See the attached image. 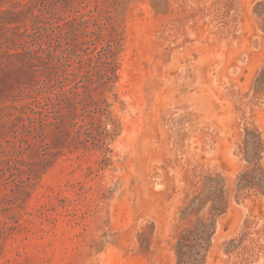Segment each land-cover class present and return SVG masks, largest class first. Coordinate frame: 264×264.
I'll return each instance as SVG.
<instances>
[{
  "label": "rangeland",
  "instance_id": "obj_1",
  "mask_svg": "<svg viewBox=\"0 0 264 264\" xmlns=\"http://www.w3.org/2000/svg\"><path fill=\"white\" fill-rule=\"evenodd\" d=\"M260 13L264 0H0L1 50L3 30L32 34L16 40L24 74L0 72V264H178L186 230L184 262L264 264ZM29 87L41 107L14 121Z\"/></svg>",
  "mask_w": 264,
  "mask_h": 264
},
{
  "label": "trees",
  "instance_id": "obj_2",
  "mask_svg": "<svg viewBox=\"0 0 264 264\" xmlns=\"http://www.w3.org/2000/svg\"><path fill=\"white\" fill-rule=\"evenodd\" d=\"M30 4H26L23 5L19 11L16 13L17 15H25L28 13ZM259 19L262 21L263 25H264V13H260L258 14ZM36 19V17H35ZM34 25H38V23L36 21L33 22V26ZM1 26V23H0ZM2 28V27H1ZM19 28L18 27H14L12 29L8 28L5 31L3 30L2 32H4L5 34L3 35L4 39H3V43L5 44V50H1L0 48V72H2L4 75H7V77H15V79H17V75L19 74H24V69L26 65H24V59H25V50L24 47H22L20 45V52H18V44L16 43L18 39H30L32 37V34L28 31V30H24L23 32H21L20 34H17V32H19ZM17 48V49H16ZM27 55L29 56V59L31 60L30 62H32V60L34 59V56L32 53H27ZM29 64L30 63H26ZM5 69H8V71L6 72ZM24 87H26V80H23ZM33 92L30 87L29 88H24L21 91V96H23L24 98H27L29 100V103L25 104L23 107L20 108V114L19 116H15L14 121H20V123L23 122V116H27L28 114H32L33 116L36 114V110L35 109H39L41 107V103L36 101L35 98L33 97ZM67 100V98L64 96V94H60V95H55L54 100H47L48 102H46L47 104H51V105H55L57 103H62L63 101ZM60 105V104H59ZM27 121L29 123L28 126L26 125H22V129L24 130V132H26L27 134H31V126L35 123L34 118H27ZM55 125L57 126L58 123V119H56ZM17 124V123H16ZM10 169V168H8ZM252 173H254V170L249 173L246 174L244 176L241 177L240 181H243L244 184H240L237 186V193H241L244 190H247V188H250L247 184H249V181H247V175H251ZM251 180H253V177L251 178ZM215 192H219L220 189H218L217 187L214 188ZM218 205L215 204L212 210H215V208H217ZM211 231V233L208 235V238L211 237L212 232H213V227L209 226H205V225H200L197 229H196V233L198 236H201L205 233V231ZM195 230H186L182 235H180L178 244L180 246V249L177 253L178 257H179V262L178 264H194L196 262L195 259L189 260V258L187 259V261H182V259L185 257V254L182 252V250L184 249V242L186 240L187 236H191L193 235L195 232ZM201 240V238L199 239ZM209 240V239H208ZM199 255L198 253H195L194 256ZM181 259V260H180ZM186 260V259H185Z\"/></svg>",
  "mask_w": 264,
  "mask_h": 264
}]
</instances>
